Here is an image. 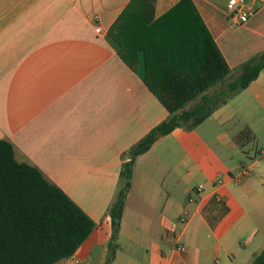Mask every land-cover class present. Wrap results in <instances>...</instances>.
I'll use <instances>...</instances> for the list:
<instances>
[{
  "label": "crops",
  "instance_id": "obj_1",
  "mask_svg": "<svg viewBox=\"0 0 264 264\" xmlns=\"http://www.w3.org/2000/svg\"><path fill=\"white\" fill-rule=\"evenodd\" d=\"M130 1L0 0V138L97 223L57 264H106L122 155L169 114L144 82L143 56L132 70L109 35ZM179 1L158 0L156 17ZM193 1L231 68L264 50V0H248L247 22L229 0ZM245 126L264 141V71L196 129L176 128L138 157L111 264L251 263L264 147L244 153L234 138Z\"/></svg>",
  "mask_w": 264,
  "mask_h": 264
},
{
  "label": "trees",
  "instance_id": "obj_2",
  "mask_svg": "<svg viewBox=\"0 0 264 264\" xmlns=\"http://www.w3.org/2000/svg\"><path fill=\"white\" fill-rule=\"evenodd\" d=\"M158 0H131L109 29L132 69L144 59V82L168 117L122 155L120 185L107 216L112 226L111 264L138 157L176 128L194 130L264 71V50L229 66L193 0H180L156 17ZM235 142L249 158L255 134L245 126ZM97 223L37 166L16 157L0 138V264H57L72 257ZM250 264H264V248Z\"/></svg>",
  "mask_w": 264,
  "mask_h": 264
},
{
  "label": "rangeland",
  "instance_id": "obj_3",
  "mask_svg": "<svg viewBox=\"0 0 264 264\" xmlns=\"http://www.w3.org/2000/svg\"><path fill=\"white\" fill-rule=\"evenodd\" d=\"M227 127H229V128L232 127L233 129H231V131L236 130V128L234 129V125L229 124V126H227ZM232 132H234V131H232ZM262 147H264V141L263 140H255V142L249 146L250 153L254 154L257 150H259ZM239 157L241 160H245L248 165L253 162V160H249L241 150H239ZM263 163H264V160H263ZM184 198H186V195ZM250 215L252 217L254 224L259 228L258 232L256 233L257 237L255 236L254 240L259 241L258 237L259 238L261 237L262 242H261V244L258 245L257 251H256V252H261V250H263V248H264V207H262L260 210H258L257 213H251ZM243 240L246 241V238L243 237ZM250 248H256V247H254L252 245Z\"/></svg>",
  "mask_w": 264,
  "mask_h": 264
},
{
  "label": "built area",
  "instance_id": "obj_4",
  "mask_svg": "<svg viewBox=\"0 0 264 264\" xmlns=\"http://www.w3.org/2000/svg\"><path fill=\"white\" fill-rule=\"evenodd\" d=\"M228 9L231 13H236V15L239 17V19L242 22H247L251 15L253 14V9L250 7L248 0H229L228 2ZM99 31V28H97ZM261 153L264 156V150L261 151ZM249 173L248 169H244L240 175L237 177L238 180L240 178H243L244 175H247ZM203 185L199 186V189L202 188ZM180 221L184 224L187 222V216L183 215L180 217ZM179 248H184L183 245H179Z\"/></svg>",
  "mask_w": 264,
  "mask_h": 264
}]
</instances>
